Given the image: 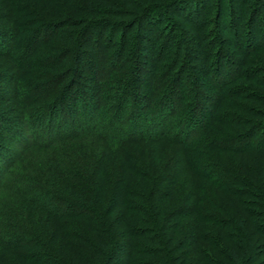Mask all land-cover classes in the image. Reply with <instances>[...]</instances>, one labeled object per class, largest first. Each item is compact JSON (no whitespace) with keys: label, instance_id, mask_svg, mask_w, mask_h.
I'll use <instances>...</instances> for the list:
<instances>
[{"label":"trees","instance_id":"16d2710c","mask_svg":"<svg viewBox=\"0 0 264 264\" xmlns=\"http://www.w3.org/2000/svg\"><path fill=\"white\" fill-rule=\"evenodd\" d=\"M232 3L0 0V40L3 36L12 40L18 33L48 34L32 49L28 65L17 68L18 77L33 75L26 72L35 65L33 56L42 47L49 49L56 36L63 50L41 64L48 73L57 71L45 96L52 101L34 112L30 122L34 139H47L49 133L54 138H49L48 154L0 188V196L6 195L0 198V264H264V99L250 96L258 93L257 86L264 87V81L258 79L259 68H264V45H259L260 40L264 42V28L255 26L256 14L251 15L246 29L245 47H238L237 56L224 58L235 76L220 85L213 110L197 133H192V124L202 108L199 76L187 82L189 89L184 87L187 94L183 93L182 103L190 97L192 101L184 104L178 120L167 123L172 108L166 107L181 75L173 77L169 89L160 95L159 104L166 109L158 115L161 123L146 131L140 129L142 117L135 106L126 107V98L138 97L135 91H125L129 84L118 87L126 95L124 99L120 95L109 99L99 130L94 131L88 129L93 120L89 105L81 110L79 123L66 110L67 91L75 80L61 86L68 81L71 64L81 65L82 49L88 48L89 39L111 31L112 37L119 35L125 44L131 35L133 42L138 40L133 52L134 48L139 51L149 31L175 32L170 23L173 17L190 22L198 31L199 35L187 32L181 36L183 55L189 59L187 49L197 51L191 42L202 41L201 33L207 32L213 40L220 32H228L221 19H233L236 29L245 23L241 3L234 15ZM209 5L217 13L207 19ZM67 29L79 32L69 35ZM168 32L163 35L162 56L178 42L174 44ZM233 34L239 37L238 31ZM250 49V54L259 55L253 64L243 56ZM176 51L170 62L179 66L180 52ZM204 54L205 61L210 60L211 53ZM220 57L211 63L223 74ZM9 63H13L10 57L0 69L7 71ZM139 63L141 59L136 76L141 72ZM248 64L254 66L248 68ZM170 67L166 78L175 73L176 67ZM190 67L197 72L195 64ZM47 75H41L40 81L49 80ZM244 100L253 108L240 102ZM256 103L260 108L255 109ZM120 112L123 118L118 117ZM0 128H8L7 119L0 117ZM81 137L84 143L76 147L62 146ZM145 143L152 150L148 155L138 154L135 147ZM252 160L251 165L248 161ZM3 251L13 254L12 261L2 262Z\"/></svg>","mask_w":264,"mask_h":264},{"label":"rangeland","instance_id":"374dc122","mask_svg":"<svg viewBox=\"0 0 264 264\" xmlns=\"http://www.w3.org/2000/svg\"><path fill=\"white\" fill-rule=\"evenodd\" d=\"M212 2L214 3V1ZM240 3L242 6L241 11L245 17V23L238 25V29H236L233 19H221L220 23L226 27L228 32L226 34L220 32L218 36L213 38V40L207 32L201 33V37L203 38L202 41L199 40L197 44H195L196 41L194 42V40L191 42L197 51H193L192 48L189 47L187 49V52L190 53L189 59H186L183 55V51L181 49L183 48V44H181V36L183 33L187 32L191 36L199 34L190 22L180 20L175 17H173L172 22H170L172 23L175 32L170 33L166 30L164 33L165 29H161V31H158L157 33L149 31L146 35L147 39L143 43V47H140L139 51L134 48L133 52L132 48L138 47V40L133 42L131 35L127 37L125 44L121 43L119 35L112 37L113 35L110 33L111 31L107 32L103 36L97 35L96 37L89 39V44H87L88 48L82 49L84 55L81 65L75 66L74 63H70L72 66L69 69L70 73L68 81L61 85L67 86L71 83V81L75 80L71 87L69 86L70 89L67 91V94H69L67 97L69 103L66 105V110L70 111L71 114H74L76 121L79 123V121H81V110L85 108V105H89L87 108L90 109V115H92L91 117H93V120L89 121L88 129L91 131L96 129L99 130V119L105 114V110L108 108V101L117 95H120V97L122 96V99H124V96L126 95H123L121 91L118 90V87L127 83L129 86L128 88L125 87V91L128 93L135 91L138 93V97L126 98L124 100L128 104L126 107L135 106L140 118L142 117L139 121V124L142 125L140 129L146 131V128L155 126L158 122L161 123L158 119L160 116L158 115L160 112L162 113L163 110L165 112L166 109H162V105L159 104V100L160 97L163 96L162 90L169 89V84L173 77L179 73L181 75L180 81H178V83L176 82L178 84L176 94L170 96V105L166 107L172 108V111L167 115V123H173L175 120H178L182 114L180 110L185 107L184 104L192 101V97H190L191 99L185 102L183 101L184 103H182L183 93H186L184 87L189 89L190 85H188L187 82L191 83V81L193 82L196 77L199 76L197 78L201 79L202 82L200 83L199 81L197 85L199 84V92H201L203 97L199 98L200 96H198L200 99L198 102H201L202 108H200L199 112L196 114V120H194V123L192 124V133H197L202 125L208 120V116L213 110L212 102L218 95H220V85H223L226 82H231L230 80H232L235 76L233 68L231 70L229 69L230 67L225 63L224 58L237 56L238 47H245V32L247 27H249L248 24L250 22L251 15L253 17V14H256L254 22L255 26L259 29L261 27L264 28V0H233L231 6L234 12L232 13L233 15L239 12L238 7L236 6ZM209 6L206 8L207 11H210L209 14L205 13V18L207 19L209 17H215V14L217 13V11H213V7ZM234 31H238V38L233 34ZM66 32H68L69 35H72V33H78L79 31L78 29H67ZM166 32H168L167 35L171 34L170 38L174 44L177 39L178 42L176 43L174 49H170L162 56L165 49V43L163 42V38L165 36L163 35H165ZM47 36L48 34L46 31H34V34L28 32H26V34L18 33L14 35L12 40L7 36H3L0 40V66L6 65L9 57L13 62L9 63L11 65L8 67L7 71L0 69V117H3L8 121L7 129L3 130L0 128V170L2 169V172H0V188L8 179L12 178L14 174L22 173L23 171L28 170V164L30 165L32 161L35 162L38 157L40 160L41 157L43 158L48 154L46 147L49 146V141L52 138V135L49 137V134L51 133L48 134V140L41 139V137L34 139L31 134L30 122L31 116L34 112H37L40 108L45 106L47 102L49 103L52 101L51 97L46 98L45 96L47 94V88L52 81H54L57 71L48 73L47 69H42L43 65L41 64H43L44 61L48 63V58H50V56L56 57L63 51H60L61 42L58 41V36L52 40L53 43L51 42L52 44L49 49H47V47H42L36 51L33 56L36 59V62L34 61L35 65H32L30 69L31 71H26L27 74L33 72V75L17 76V68L28 65L26 61L27 57L30 56L32 49L35 45L39 46L41 44L40 40L47 38ZM216 37H219V39ZM207 41L208 44L206 43ZM199 42H201L200 44H202V46H200ZM260 43L261 44L259 45H264V42L261 40ZM62 45L68 46L69 43H62ZM198 45L199 47H197ZM123 46H125V50L122 52L121 48ZM254 48L255 44L252 43V49ZM176 50H179L180 52V54H178L181 59V64H179V66H175L173 61V63L170 62L171 59H174L173 57H175ZM208 51L211 53L210 60L205 61L204 53H207ZM250 53H252L251 49L248 53L243 52V56H246L245 59L251 60L252 64L258 62L257 57L259 55L253 56V54ZM219 55H221L220 63L223 65V74L226 73L225 77L222 76L223 74H220V71H218L217 68L215 70V66L211 63L213 60L216 61L219 58ZM131 57H133V60ZM139 59H141V63H139L141 64V72L138 76H136L135 70ZM191 64H195V68L198 69L196 73L191 70ZM201 64H205V66L201 67ZM252 64H248L247 67H253L254 65ZM172 65L176 67L175 73H171L169 78H166V69ZM66 66L67 65H63L64 68ZM262 70H264V68L260 67L258 73V79L260 81H264V72H261ZM123 71L126 72V75L122 73ZM201 72L203 74H201ZM45 74H48V77L46 78H49V80L43 83L39 78H41V75ZM193 85L196 89V83ZM193 85L192 89H194ZM248 85L253 86L252 84ZM240 86L243 87L246 85L241 84ZM228 87L230 88V83ZM231 87H233V85ZM257 89H259L258 93H255V95L250 94V96L257 98L258 95V97L264 99V87L257 86ZM186 94L185 97L187 99ZM172 98H174V101ZM235 102H237V99ZM240 102H244L252 106V104L248 101L244 100ZM172 103L173 105H171ZM255 106V109H257V107L260 108L259 103H256ZM118 117L123 118V113L120 112ZM149 120L154 121V124H150L151 122H149ZM79 128V125L75 126L77 131ZM196 133L192 136L190 135L191 142L196 137ZM145 134L148 135V133ZM118 137L119 136H117V138ZM81 139L82 137L74 139L62 146L70 145L71 147H76L84 143ZM52 140H54V138H52ZM135 150L138 154L140 153L141 155H145L146 153L148 155L152 149L150 145L145 143L139 148L135 147ZM248 162L252 165L254 161L252 160ZM5 164L6 166L3 167ZM190 181L191 179L189 182ZM1 192L2 191L0 189V193ZM4 196L6 195L3 194L0 198ZM13 257V254L11 255L10 253L4 251L1 254V260L4 263L7 260L12 261Z\"/></svg>","mask_w":264,"mask_h":264}]
</instances>
